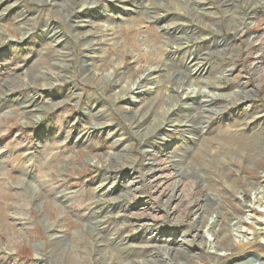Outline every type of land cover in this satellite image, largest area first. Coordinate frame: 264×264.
I'll use <instances>...</instances> for the list:
<instances>
[{
  "label": "rangeland",
  "instance_id": "374dc122",
  "mask_svg": "<svg viewBox=\"0 0 264 264\" xmlns=\"http://www.w3.org/2000/svg\"><path fill=\"white\" fill-rule=\"evenodd\" d=\"M4 5L0 53L21 45L0 54V264H264L204 240L238 236L264 182V0Z\"/></svg>",
  "mask_w": 264,
  "mask_h": 264
},
{
  "label": "bare ground",
  "instance_id": "6f19581e",
  "mask_svg": "<svg viewBox=\"0 0 264 264\" xmlns=\"http://www.w3.org/2000/svg\"><path fill=\"white\" fill-rule=\"evenodd\" d=\"M3 1L4 0H0V6H1V3ZM130 1L135 2V3L138 2V0H130ZM126 4H128V3H126ZM108 6H109V3H107L106 1L103 2L101 4V6L96 10L95 16L93 17V20H100L103 17V15L107 12ZM7 7H8V5H4V7L2 6L0 8V15L3 13V11ZM150 7L153 9L155 8L153 5H151ZM52 35H53L55 40H57V41L62 40V35L59 33V31L52 30ZM19 45H21V44H19V42H18L16 44V49H14L15 46L4 48L0 54L6 55V54L10 53L11 51H15L18 49ZM189 67H190L191 72L194 71L195 76H196L197 72H202V68L196 62L190 63ZM110 72L111 71L109 70L108 73H110ZM93 74L97 78L98 77L102 78L103 74H107V73L106 72L104 73L103 71L99 72L96 70V71H93ZM150 75L151 74H149L147 76V78H149ZM140 78H142V77H140ZM190 81L191 82H189L187 89L185 88L182 90V96L183 95H187V96L194 95L195 96L196 92L198 90H201V87L197 88V87L191 86L190 83H192V81H193L192 78L190 79ZM121 88H122V86L119 87V89H121ZM124 88H125V90H122V92H123V94L125 93L127 95V98H128L125 100V104H124V107H126L127 105H131L132 101L133 102L136 101V98H138V95H143V94L150 92L151 89L153 88V86L146 85L142 82V79H139V80L134 81V82H129L128 85L125 86ZM207 92L209 93V90H207ZM200 101H201V99L198 100V104ZM246 187L250 188L251 191L246 196H244L242 198V201L244 202L243 208L245 209V211L247 213L246 216L249 218V220L243 219L239 215H233V217L230 218V221L228 220L230 222V226L233 227L237 231L238 236H233V238L227 244H220L219 243L220 241H218V239L215 237L213 238V241H210L208 238L205 237L204 240H205V244H206L207 248L213 250V252H216V251L222 252L224 250H227V247L229 245L237 246L240 251H243L246 249H263L262 251L264 252L263 244H261V238L264 236V182L262 183V185H259V186H253V185L249 186V184L246 183ZM179 204H181V203H179ZM177 205H178V203L176 204V207H177ZM213 213H214V215H213ZM193 222H194V224L201 226V228H204L205 232H207L211 235V233H210L211 229H213L217 224H219L218 223V214L216 213V207L213 206V204H211L210 207H208V206L203 207L201 213L198 214L196 220H194ZM200 231H198V232H200ZM202 236H203V233H202ZM174 255H176V254H174ZM213 256H215V255L212 254V257ZM225 256H226L225 253H222L220 255V257L217 259V261L214 262V260H213L212 263L214 262L213 264H223L225 259H226ZM198 264H203V263L199 262Z\"/></svg>",
  "mask_w": 264,
  "mask_h": 264
}]
</instances>
